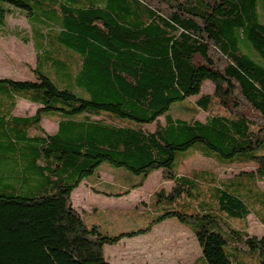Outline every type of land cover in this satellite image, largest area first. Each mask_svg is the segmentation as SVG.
Instances as JSON below:
<instances>
[{"label":"trees","instance_id":"trees-1","mask_svg":"<svg viewBox=\"0 0 264 264\" xmlns=\"http://www.w3.org/2000/svg\"><path fill=\"white\" fill-rule=\"evenodd\" d=\"M12 8L27 15L37 59L32 78H0V264H111L103 246L138 231L104 235L71 202L104 161L161 170L171 198H199L158 219L187 224L207 264H238L234 237L236 250L264 256V235L229 224L251 214L239 179L176 168L191 148L221 165L254 162L264 179V0H0V28ZM18 99L35 113L15 114ZM183 101L189 121L168 113Z\"/></svg>","mask_w":264,"mask_h":264},{"label":"rangeland","instance_id":"rangeland-1","mask_svg":"<svg viewBox=\"0 0 264 264\" xmlns=\"http://www.w3.org/2000/svg\"><path fill=\"white\" fill-rule=\"evenodd\" d=\"M3 5L9 6L7 3ZM46 27L43 26V31ZM31 37L32 31L26 13L13 8L9 10L5 25L0 28V78L33 77L32 70L36 66L37 56ZM251 54L257 57L254 50ZM259 61L264 64L260 59ZM212 91L213 84L208 80L204 81L201 93ZM195 98H190V101ZM183 103L184 101L173 103L168 113L173 118L189 121L192 115L180 108ZM36 108V105L18 99L15 114L32 115ZM205 117L203 112L194 116L201 121ZM117 121L122 125H134V122L127 119ZM157 123L164 124V115L156 122L147 124L146 128L153 130ZM41 125L50 134L57 129L54 119L44 117ZM179 159L182 160L177 164ZM176 164L179 174L183 175L196 174L201 178L203 173L208 179L213 176L220 179L237 177L239 180L236 190L248 204L251 214L246 219L230 218L229 224L245 230L248 236L264 235V195L260 192L261 189L264 191V179H260L261 175L254 162L221 165L216 159L204 157L190 148L177 153ZM172 185V181L162 176L161 170H154L144 177L126 167H117L104 161L72 191L71 202L85 224L96 225L104 235L138 231L137 235L125 236L116 243L103 246V256L109 258L110 252H114L118 264H207L202 259L200 247L187 224L173 216L158 219L167 211L197 210V205L200 204L199 198L186 194L171 198L169 192ZM125 190L129 192L117 195ZM227 245L228 253L238 252V264H241L240 261L242 264H264V256H260L258 250L255 253L236 250L244 245L237 242V238H229Z\"/></svg>","mask_w":264,"mask_h":264},{"label":"crops","instance_id":"crops-1","mask_svg":"<svg viewBox=\"0 0 264 264\" xmlns=\"http://www.w3.org/2000/svg\"><path fill=\"white\" fill-rule=\"evenodd\" d=\"M18 104V103H17ZM22 116V115H21ZM25 116V115H24ZM200 251H201V249H200ZM202 253V252H201ZM114 252H110V255H109V258H105L109 263H111V264H118V262L116 261V259H115V256H114ZM202 257V259H203V255L201 256Z\"/></svg>","mask_w":264,"mask_h":264}]
</instances>
